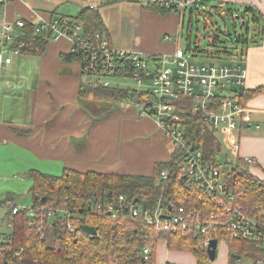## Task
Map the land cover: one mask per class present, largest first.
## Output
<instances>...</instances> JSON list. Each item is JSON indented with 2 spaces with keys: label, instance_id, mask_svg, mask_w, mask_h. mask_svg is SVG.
<instances>
[{
  "label": "crops",
  "instance_id": "0c3cea01",
  "mask_svg": "<svg viewBox=\"0 0 264 264\" xmlns=\"http://www.w3.org/2000/svg\"><path fill=\"white\" fill-rule=\"evenodd\" d=\"M214 3L217 6L219 3L249 5L256 10L262 26L258 30L262 29V33L256 38V44L248 46L243 54L246 71L243 85L232 86L229 91L242 95L263 88L264 0H214ZM74 7L80 8L78 12L93 7L114 49L159 56L171 54L178 48L177 39L175 43L163 41L165 36L178 38L177 16L151 10L144 12L136 4L110 0H9L0 8V31L3 22L15 26L22 20L37 25L58 17L72 18L66 13ZM135 9L143 13L146 20H156L152 25L155 29L152 44L136 49L134 44L114 39L110 32L118 15ZM143 24L149 26L144 21ZM17 31L15 27L11 35L17 37ZM69 47L65 40L45 41L41 53L10 54V63L0 70V204L31 205L33 180L30 173L59 177L65 169H71L150 176L156 163L170 159L173 145L151 118L140 117L135 99L114 103L103 112L81 104L79 89L86 81L79 63L61 60L62 55L68 54ZM113 79L116 82L127 80ZM116 86L134 88L127 83L113 85ZM241 100L244 113L233 135V148L223 146L220 133L216 136L228 160L254 159L257 168L251 172L264 180V92L247 99L241 97ZM6 217L8 211L0 206L1 234L5 232ZM9 219L12 222V217ZM11 230L6 227L7 233ZM157 243L155 264H196L190 252L170 251L165 239ZM225 252L217 253L216 261L211 264H227L229 253L227 249Z\"/></svg>",
  "mask_w": 264,
  "mask_h": 264
},
{
  "label": "trees",
  "instance_id": "16d2710c",
  "mask_svg": "<svg viewBox=\"0 0 264 264\" xmlns=\"http://www.w3.org/2000/svg\"><path fill=\"white\" fill-rule=\"evenodd\" d=\"M208 1L202 0L200 10L192 9L186 13L189 17L196 13L201 14L203 19H209L211 14L206 12V8L212 10L218 7L207 5ZM245 10L253 8L246 7ZM217 12L218 10L215 13ZM227 14L232 17L230 9ZM68 19L82 23L86 36L100 33L110 43L108 33L98 13L93 9H85L76 17ZM255 21H258L257 18ZM244 32L245 35L241 33L235 36V42L247 48L249 40L252 42L260 37L262 29L251 36L247 29ZM212 37L197 36L193 51L212 58L218 57L220 52L212 53L210 49L218 38L214 35ZM49 39V35L45 33L34 35L33 25L25 23L22 28H18L16 41L22 44V54L41 53L44 42ZM204 39L209 44L207 49L201 48ZM190 43L189 38L186 54L191 48ZM61 60L69 63L75 62L76 58L68 53L62 55ZM148 61L151 66L155 59L150 56ZM132 72L133 67L127 61L118 60L114 77L131 79ZM260 92H264V87L244 92L242 95L229 91L228 96L242 107L241 97L247 99ZM217 98L220 100L224 96ZM79 99L104 101L112 105L124 101L132 102L135 99L139 108H145V101H152L153 97L141 89L120 86L92 88L86 82L80 86ZM175 111L183 121L184 134L193 149L201 150L203 160L213 162L214 167H221L223 148L214 132L204 124L198 114L192 112L188 101L182 100L178 106L176 104ZM225 165L231 169L225 176L226 183L234 193H244L242 203L253 208H264V180L258 179L251 172V169L257 166L245 163L242 157H236L234 161L225 160ZM162 172L166 173L163 180ZM30 176L33 180V213L21 212L14 216L12 230L8 235H4L6 239H10L13 248L22 249V264H155L157 242L162 237L168 239L170 251L190 252L196 264H211L204 242L208 239L220 241L223 238L226 239V249L234 261L247 260L253 264L264 262L263 249L255 243L234 239L225 230L216 229L206 235L178 230L176 233L164 235L160 233V225H146L131 217L129 207L132 203L144 208H153L159 200L164 208L171 203L173 211L180 207L186 211L202 210L205 214L215 210L212 199L204 193L199 184L190 181L182 172L179 153L176 150L172 151L168 162L156 163L150 176L80 172L71 169H65L59 177L36 172L30 173ZM119 196L124 197L125 202L119 203ZM106 204L113 205L112 213H104L95 208L97 205ZM58 208L73 212V231L67 230L63 217H46V209ZM167 210L169 212L170 209ZM84 225L92 227L95 230L94 235L85 234L81 230ZM145 249L148 250V255H144ZM235 257L240 260H235Z\"/></svg>",
  "mask_w": 264,
  "mask_h": 264
},
{
  "label": "built area",
  "instance_id": "2783aa9c",
  "mask_svg": "<svg viewBox=\"0 0 264 264\" xmlns=\"http://www.w3.org/2000/svg\"><path fill=\"white\" fill-rule=\"evenodd\" d=\"M9 0H0V8ZM138 5L143 10L164 11L180 16L189 10H200L202 0H110ZM93 9V7H90ZM1 21V20H0ZM3 22V21H2ZM25 23L19 20L12 26L2 23L0 31V70L10 63V54H18L22 44L11 35L14 28H22ZM83 24L67 17H58L49 22L33 25V34H48L49 41L65 40L70 47L68 53L74 55L80 64V72L92 88H112L110 79L114 78L118 60L127 61L132 67L133 87L147 91L152 101H145V108L140 106V117L153 120L163 136L171 142L173 150L179 153L180 167L185 176L198 183L204 193L212 199L214 211L205 214L202 210L186 211L177 208L173 211L162 207L159 200L153 208H144L132 203L129 212L132 218L146 225H160L161 234L176 233L178 230L206 235L208 232L221 229L238 240L255 243L264 250V208L252 207L242 203L243 195L236 194L227 185L224 170L214 167L213 162L203 160L201 150H194L184 134L183 121L176 114V104L182 100L190 103L193 113L198 114L204 124L216 135L220 133L226 148H233L237 123L244 109L228 96L229 88L241 86L246 77L242 62L234 65H200L192 64L185 51L176 48L171 54L154 57L150 66L148 57L136 51L114 49L100 33L93 36L84 34ZM165 36L163 41H168ZM218 99L217 97H222ZM259 128V126H256ZM249 165L257 166L252 158H243ZM223 169V168H222ZM166 173H161V179ZM34 197V196H33ZM118 202L125 198L118 197ZM8 211L4 225L12 229L10 217L21 212L33 213V202L25 207H17L11 202L0 204ZM96 209L112 213L113 205H97ZM167 210V211H166ZM46 217L53 219L63 217L68 231L74 230L73 212L68 209H46ZM30 224L32 222H29ZM0 233V264H22V249L13 248L10 239ZM208 239L204 242L207 247ZM225 245L226 239L217 240L218 245ZM148 255V250L143 251ZM264 264V262L259 263Z\"/></svg>",
  "mask_w": 264,
  "mask_h": 264
},
{
  "label": "rangeland",
  "instance_id": "374dc122",
  "mask_svg": "<svg viewBox=\"0 0 264 264\" xmlns=\"http://www.w3.org/2000/svg\"><path fill=\"white\" fill-rule=\"evenodd\" d=\"M207 5H215L214 0H209ZM217 9L206 8V12L211 14L210 18L203 19L201 14L193 13L191 17H189L188 13H184L180 16V21L178 22V38H172V43H175V39H177V46L179 49L185 51L187 50V43L189 41L190 36V47L187 56L189 61L192 64H203V65H217V64H233L237 62H242L241 56L246 51V48L239 43L235 42V36H238L242 33L245 35V30L247 29L249 36L256 34L258 31V27L261 26V19H257L258 21L254 22V19L258 18L257 13L253 10L246 11L245 8L251 6L242 5V6H233V5H225L223 3H219ZM228 9H230L232 13V17L227 14ZM80 8L74 7L69 9L66 14H69L72 17H76L80 12H78ZM205 10V9H203ZM202 10V11H203ZM218 10L217 14L215 13ZM146 10H144L145 12ZM148 12V11H147ZM161 12V11H158ZM162 13V12H161ZM154 14V13H151ZM143 13H140L137 9L130 12H124L121 15L117 16V20L115 21L114 27L111 28V33L114 39H119L124 43L134 44V49L143 48L147 45L152 44L154 39L155 29L152 26L156 20H146L143 18ZM143 21L147 23L149 26H145ZM206 28V29H204ZM218 38V41L214 44V47H211L212 53L220 52L218 57L206 56L203 53L194 52V41L197 36L202 38L212 36ZM17 39V37H16ZM169 41V42H171ZM257 39L255 38L252 42L249 40V46H253L256 44ZM168 44V43H166ZM207 40L204 39L201 42V48L207 49ZM141 53V52H140ZM210 53V52H209ZM210 53V54H212ZM227 53V54H226ZM146 55L145 53H142ZM164 54V53H163ZM75 62H78L77 60ZM79 63V62H78ZM80 66V64H79ZM84 80L85 76L82 77ZM116 78V77H114ZM82 79V81H83ZM118 79V78H116ZM124 82H116L115 79L111 78L110 82L113 86L114 84L127 83L130 86L134 85L131 79L123 80ZM82 105H87L88 107H93L95 112H103L106 111L112 104H108L104 101H91V100H81ZM228 157L226 153L222 151V155L220 157L221 170H224V174L231 172V169L225 165V160ZM223 168V169H222ZM32 202V201H31ZM6 226V225H5ZM3 226L4 234L8 235L6 232V227ZM165 239L168 242V239ZM226 246L218 245L217 253H225L226 254ZM217 257V256H216ZM217 259V258H216ZM212 261L214 263L216 261ZM236 260V259H235ZM227 264H253L247 260H240L239 262L234 261L230 255H228Z\"/></svg>",
  "mask_w": 264,
  "mask_h": 264
},
{
  "label": "water",
  "instance_id": "95a60500",
  "mask_svg": "<svg viewBox=\"0 0 264 264\" xmlns=\"http://www.w3.org/2000/svg\"><path fill=\"white\" fill-rule=\"evenodd\" d=\"M81 230L87 235H94V233H95V230L92 227L85 226V225L81 226ZM206 253H207V256L211 262L216 259V256H217V240H215V239L209 240L208 245L206 247ZM235 259L240 260L239 257H235Z\"/></svg>",
  "mask_w": 264,
  "mask_h": 264
},
{
  "label": "bare ground",
  "instance_id": "6f19581e",
  "mask_svg": "<svg viewBox=\"0 0 264 264\" xmlns=\"http://www.w3.org/2000/svg\"><path fill=\"white\" fill-rule=\"evenodd\" d=\"M170 40V39H169ZM21 53V52H20ZM19 54V53H18ZM82 76H84V75H82Z\"/></svg>",
  "mask_w": 264,
  "mask_h": 264
}]
</instances>
